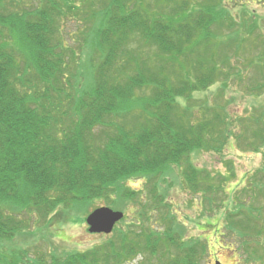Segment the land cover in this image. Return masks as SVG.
I'll use <instances>...</instances> for the list:
<instances>
[{
  "label": "trees",
  "instance_id": "1",
  "mask_svg": "<svg viewBox=\"0 0 264 264\" xmlns=\"http://www.w3.org/2000/svg\"><path fill=\"white\" fill-rule=\"evenodd\" d=\"M226 1L0 0V264H201L207 240L160 207L177 177L201 214L224 212L225 248L264 264V153L231 197L232 160L224 173L192 159L230 139L264 148V100L231 114L225 94L264 96V23L248 8L236 20ZM216 83L211 104L193 97ZM93 201L140 208L84 250L12 245Z\"/></svg>",
  "mask_w": 264,
  "mask_h": 264
},
{
  "label": "rangeland",
  "instance_id": "2",
  "mask_svg": "<svg viewBox=\"0 0 264 264\" xmlns=\"http://www.w3.org/2000/svg\"><path fill=\"white\" fill-rule=\"evenodd\" d=\"M222 8H232L230 13L236 20H240V16L243 17L240 9L248 8L252 14L262 21V24L264 23V0H227L223 3ZM73 25L74 23H72ZM70 26L68 25V29H70ZM252 49V44L248 45V53L246 55L254 54L255 51H252ZM218 89L219 84L216 83L203 91L194 92L193 97L198 99L203 97L208 98L211 104L213 96ZM225 94L231 100L228 106L231 114L239 113L241 115L246 106L249 107L264 100V96L258 98L256 96H243L240 92H236L233 89L227 90ZM219 100L222 102L221 97H219ZM263 149L260 152L242 151L234 145L233 139H230L221 154L208 152L195 153L192 155V159L197 166L205 165L224 173L226 172L224 161L227 159L232 160L235 175L225 186L226 191L230 194L229 197H231L235 189L243 185L245 176L261 166ZM179 182L180 177H177L174 181L168 179V184L171 187L168 191L167 201L165 200V203L163 202L160 207L168 206V208H172L176 218L186 225L188 236H200L207 240L210 251L201 264H213L215 260L223 264H243L238 259L237 254L225 248V245L220 241L219 234L223 225L222 217L224 212L218 211L211 214H201V207L198 204L197 197L183 191ZM142 183L139 179H128L125 182L127 186L134 189H140ZM98 205H105V202H78L68 207H59L51 217L49 224L41 225L39 223V228L31 227L30 230L23 231L11 243L15 247L26 250L31 256H36L40 253L62 254L70 251H80L97 243L104 242L110 236L102 233L88 232L85 222L86 216L93 210L94 206ZM109 207L113 208L112 206ZM135 207H138L137 203H130L126 208L118 209L124 213V217L116 223V228L120 229L127 222L133 220L134 214L132 213H136L140 208L134 210ZM137 260L138 258L134 259L132 264H135Z\"/></svg>",
  "mask_w": 264,
  "mask_h": 264
},
{
  "label": "water",
  "instance_id": "3",
  "mask_svg": "<svg viewBox=\"0 0 264 264\" xmlns=\"http://www.w3.org/2000/svg\"><path fill=\"white\" fill-rule=\"evenodd\" d=\"M122 217L123 212L121 210H115L108 206H100L93 209L86 216L85 221L89 232L108 234ZM213 264H221V262L217 260Z\"/></svg>",
  "mask_w": 264,
  "mask_h": 264
}]
</instances>
